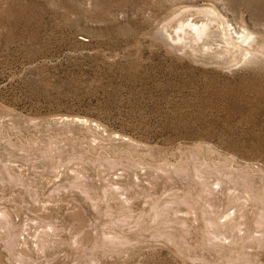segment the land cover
Wrapping results in <instances>:
<instances>
[{"label": "rangeland", "instance_id": "rangeland-1", "mask_svg": "<svg viewBox=\"0 0 264 264\" xmlns=\"http://www.w3.org/2000/svg\"><path fill=\"white\" fill-rule=\"evenodd\" d=\"M0 264H264V0H0Z\"/></svg>", "mask_w": 264, "mask_h": 264}, {"label": "bare ground", "instance_id": "bare-ground-1", "mask_svg": "<svg viewBox=\"0 0 264 264\" xmlns=\"http://www.w3.org/2000/svg\"><path fill=\"white\" fill-rule=\"evenodd\" d=\"M190 29H192L193 31L196 32V34L199 36V37H202L204 35V32H205V29H206V25L204 26L202 24V26H198L197 24H194V23H190L187 25ZM184 26H181L180 27V30L184 29L183 28ZM179 31V30H178Z\"/></svg>", "mask_w": 264, "mask_h": 264}]
</instances>
